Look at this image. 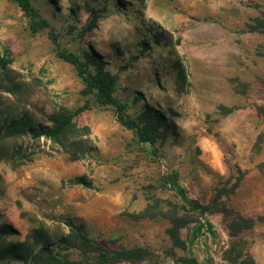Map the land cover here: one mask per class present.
Segmentation results:
<instances>
[{
    "label": "rangeland",
    "instance_id": "obj_1",
    "mask_svg": "<svg viewBox=\"0 0 264 264\" xmlns=\"http://www.w3.org/2000/svg\"><path fill=\"white\" fill-rule=\"evenodd\" d=\"M31 1L49 23L36 33L15 1L0 0V55L9 51L15 83L0 92V115L11 109L47 124L61 106L88 108L62 142L15 141L34 151L30 161L0 160V225L17 231L8 239L42 227L57 241L72 221L107 249L147 251L142 261L115 264H264V223L230 236L224 213L196 212L179 231L181 249L166 233V217L131 216L147 205L206 204L217 191L245 216L264 214V24L247 27L264 22V0ZM58 50L101 56L126 113L163 111L172 123L166 139L137 141L113 106L85 93ZM78 177L87 184L73 183ZM59 253L81 258L76 249Z\"/></svg>",
    "mask_w": 264,
    "mask_h": 264
},
{
    "label": "trees",
    "instance_id": "obj_2",
    "mask_svg": "<svg viewBox=\"0 0 264 264\" xmlns=\"http://www.w3.org/2000/svg\"><path fill=\"white\" fill-rule=\"evenodd\" d=\"M13 1L19 5L28 18L31 33L49 27L48 21L41 17L31 0ZM255 22V25L247 24L250 31L259 29L264 24L259 18L255 19ZM90 24L94 25V21ZM48 34L55 40L52 28L49 29ZM57 52L59 57L74 66L85 83V93H92L98 105L113 106L117 121L134 131L137 141L153 143L155 140L164 141L166 139L171 131L172 123L163 111L147 106L134 116L126 113V104L114 95L117 86L116 75L106 69V61L101 56L88 50H84L81 57L63 50ZM11 62L9 51L0 55V92L13 91L15 83L9 75ZM178 76L179 78L185 76L182 68H178ZM86 108H88L87 105H82L70 110L61 106L48 116L47 124L37 121L26 112L19 113L11 109L3 116L0 115V160L24 163L32 159L34 151L26 152L23 151L21 145H15V141L20 138H45L62 142L75 127L74 117ZM259 110L264 113V107H260ZM73 183L87 184L83 177L76 178ZM237 186L238 183L226 192V196L229 197ZM221 196L222 193L217 191L212 200L206 204L190 199L179 207L183 210L182 213L179 212V208L175 207L167 209L164 206L147 205L131 216L135 219L166 217L169 221L166 233L172 245L181 249L186 248V242L181 238L179 231L188 223L195 221L196 212L199 214L224 213L230 218L227 223L230 236H237L241 231L252 228L256 223H264V214L256 217L245 216L225 205L220 200ZM66 225L69 231L57 241L45 235L42 227L34 228L24 240L12 241L8 238L17 233L16 229L9 224L0 225V264H12L13 262L18 264H115L121 261L139 262L147 255V251L142 247L107 249L86 235L80 224L67 221ZM61 249H76L81 258L71 259L67 254L61 255L59 253ZM180 260L189 264H197L195 258H180Z\"/></svg>",
    "mask_w": 264,
    "mask_h": 264
},
{
    "label": "crops",
    "instance_id": "obj_3",
    "mask_svg": "<svg viewBox=\"0 0 264 264\" xmlns=\"http://www.w3.org/2000/svg\"><path fill=\"white\" fill-rule=\"evenodd\" d=\"M218 5V4H217Z\"/></svg>",
    "mask_w": 264,
    "mask_h": 264
}]
</instances>
